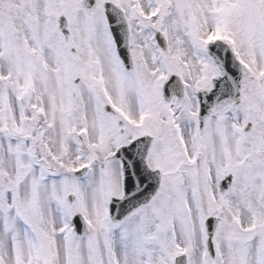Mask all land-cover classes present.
<instances>
[{"label":"snow or ice","instance_id":"1","mask_svg":"<svg viewBox=\"0 0 264 264\" xmlns=\"http://www.w3.org/2000/svg\"><path fill=\"white\" fill-rule=\"evenodd\" d=\"M0 264H264V0H0Z\"/></svg>","mask_w":264,"mask_h":264}]
</instances>
